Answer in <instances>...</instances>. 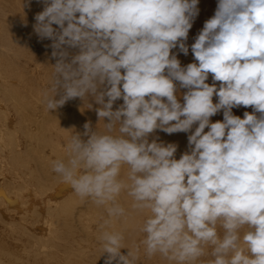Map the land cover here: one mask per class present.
<instances>
[{
	"label": "clouds",
	"instance_id": "obj_1",
	"mask_svg": "<svg viewBox=\"0 0 264 264\" xmlns=\"http://www.w3.org/2000/svg\"><path fill=\"white\" fill-rule=\"evenodd\" d=\"M38 2L33 29L55 59L46 110L80 98L103 121L74 132L51 169L105 210L104 264H138L141 249L169 264H264V0H218L190 46L199 0ZM157 132L185 133L187 150L177 159ZM120 220L143 234L130 248Z\"/></svg>",
	"mask_w": 264,
	"mask_h": 264
},
{
	"label": "bare ground",
	"instance_id": "obj_2",
	"mask_svg": "<svg viewBox=\"0 0 264 264\" xmlns=\"http://www.w3.org/2000/svg\"><path fill=\"white\" fill-rule=\"evenodd\" d=\"M217 3L199 0L189 46L214 15ZM42 10L38 0H31L30 6L25 0H0V264H104L106 254L102 255L97 237L105 210L90 199H80L51 169L53 160L66 158L74 132L82 133L86 122L93 127L98 123V106L93 103L89 108L87 100L75 98L52 112L46 110L43 98L50 89L55 59L51 41L39 39L33 29L34 17ZM177 58L182 66L194 62L191 50ZM184 91L178 93L181 98ZM244 111L252 109L234 108L233 114L243 118ZM222 120V112L211 117L212 122ZM97 128L104 130L103 121ZM156 134L178 143L177 159L187 150L185 133ZM119 200L130 209L131 198L125 193ZM142 219L143 215L135 217L136 222ZM114 227L125 230L124 244L129 248L143 238L132 221L127 226L116 221ZM121 252L127 254V249ZM138 264L169 262L159 256L146 259L141 249Z\"/></svg>",
	"mask_w": 264,
	"mask_h": 264
}]
</instances>
